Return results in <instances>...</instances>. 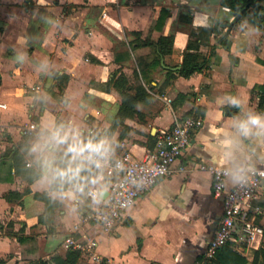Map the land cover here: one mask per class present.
<instances>
[{"label": "crops", "instance_id": "0c3cea01", "mask_svg": "<svg viewBox=\"0 0 264 264\" xmlns=\"http://www.w3.org/2000/svg\"><path fill=\"white\" fill-rule=\"evenodd\" d=\"M0 1L14 4L13 12L0 10V103L6 104L0 106V264H31L65 255L71 235L84 242L94 237L101 257L97 261L82 251L77 264H206L205 253L224 204L223 196L213 191V156L241 113H228L225 106L231 97H239L245 111L264 112V100L259 106L264 94L257 88L264 84V30L251 20L252 11L228 34L230 48L220 44L223 36L212 35L201 50L208 53L216 44L217 54L204 71L184 77L178 71L189 42L197 39L193 30L219 17L233 19L220 0ZM181 15L188 19L183 21ZM161 35H174L171 52L162 54L143 43ZM230 55L238 61L232 63ZM168 71L176 76L166 83ZM120 75L129 86L143 85L154 99L137 106L142 118L128 116L110 134L107 129L122 103L113 84ZM36 95L44 97V106L37 104ZM196 106L205 108L204 124L193 133L174 172L128 207L111 232L84 220L93 201L85 195L75 201L53 196L56 190L42 184L40 177L28 182L17 173L9 155L26 140L25 167L41 171L30 154L41 126L71 122L85 133L98 131L112 138L115 154L128 151L143 158L156 141L151 135L157 136ZM33 117L37 128L30 130ZM248 151L249 159L257 162L258 146ZM27 187L32 192L21 200L4 196ZM34 191H48L61 203L51 201L47 209ZM251 204L264 225V183ZM232 242L250 260V249L262 245L237 238Z\"/></svg>", "mask_w": 264, "mask_h": 264}, {"label": "built area", "instance_id": "2783aa9c", "mask_svg": "<svg viewBox=\"0 0 264 264\" xmlns=\"http://www.w3.org/2000/svg\"><path fill=\"white\" fill-rule=\"evenodd\" d=\"M5 105L0 103V106ZM203 124L201 116L182 117L158 133L154 148L145 157L137 158L128 151L115 154L111 167L105 171L108 194L99 203L91 204L85 211L84 220L96 223L104 232L113 231L123 221L128 207L174 172L175 162L191 144L193 133ZM36 128V122L29 125L30 130ZM257 167L264 171V166ZM263 183L264 176L256 175L246 188H228L224 170L218 166L213 168V191L215 195L223 196L224 204L223 214L205 253L206 259L213 258L219 248L236 238L253 246L262 243L264 225L252 212L251 201ZM85 197L92 201L91 196L85 194ZM256 210L259 209L256 207ZM85 240L75 239L72 235L66 239L70 247L81 249L100 261L101 257L95 251L97 240L94 237Z\"/></svg>", "mask_w": 264, "mask_h": 264}, {"label": "clouds", "instance_id": "9594fccd", "mask_svg": "<svg viewBox=\"0 0 264 264\" xmlns=\"http://www.w3.org/2000/svg\"><path fill=\"white\" fill-rule=\"evenodd\" d=\"M229 103L241 113L223 135L213 160L229 185L246 188L254 176H264L257 167V162L264 163V112L245 111L239 97ZM249 146H258L257 162L249 159ZM30 154L41 169L40 182L56 189L53 196L75 201L86 194L99 203L108 190L105 171L111 167L115 142L107 135L85 133L71 122L42 125Z\"/></svg>", "mask_w": 264, "mask_h": 264}, {"label": "trees", "instance_id": "16d2710c", "mask_svg": "<svg viewBox=\"0 0 264 264\" xmlns=\"http://www.w3.org/2000/svg\"><path fill=\"white\" fill-rule=\"evenodd\" d=\"M263 0H220L222 6H225L229 9L230 14L233 16V19L230 20L219 17L215 20L214 23L210 24V26H202L196 30H193V34L196 35L197 39L189 42L187 46V50L184 53L183 59L181 61V68L178 71L184 77H190L197 72L204 71L212 58L216 53V44H211L210 50L208 53H205L201 50L202 45H209L211 41L212 35H218V38L225 35L223 39H221L220 44L225 48H230L231 42L228 39V34L230 29L233 28L237 21L240 20L243 16L247 15L252 11L251 20L255 23L256 27L264 30V4ZM161 14L164 15L167 13L166 9H161ZM161 16V15H160ZM160 16L158 19H160ZM181 19L187 20L188 17L186 15H181ZM149 43L153 45V47L158 48L162 54H166L172 51V47L174 44V35H161L157 41H152L150 37L144 39L143 43ZM231 62L238 61V58L230 55ZM66 74L59 75L58 78H65ZM176 75L171 71H168V80ZM165 83V84H166ZM113 84L117 86L122 94V103L120 109L115 117L112 125L107 129V133L112 134L119 124H123V119L128 116L133 118H142L143 113L139 111L137 108L141 103L150 104L154 95L150 93L143 85L138 84L137 86H129L126 84V77L124 75H120L116 80L113 81ZM134 88V92H131V89ZM258 89H260L264 94V84L258 85ZM61 88V92H62ZM38 96V95H37ZM39 97V96H38ZM264 95L260 100V107H263ZM42 106L45 105V100L43 96H40V103ZM226 111L228 113L234 114L239 111L240 108L233 107L231 105L225 106ZM264 108V107H263ZM205 108L202 106H196L191 110L187 111L183 117L186 116H203ZM126 128L124 125L123 129ZM92 133H99L98 131H94ZM122 137V134H120ZM153 139L157 140V136L151 135ZM156 144H151V148H154ZM21 147V149H20ZM29 146L26 140L19 146L11 150L10 157L13 159V164L16 168V172L23 175L28 182H32L37 178L41 177V171L33 168V167H25L26 159L25 154L26 150H28ZM8 154V153H5ZM4 158V154L2 155ZM52 189H55L51 186ZM56 190V189H55ZM32 189L30 187L25 188L23 192L10 190L5 193V197L9 201L13 200H21L26 193H31ZM34 196L38 199L43 200L46 203V208L48 209L51 201L53 204H60L61 202L58 200H53L48 191H34ZM251 260L248 255L243 254L239 250L234 247L233 242H229L226 245L219 248L215 254V256L209 259L206 264H248L251 261V264H264V245H261L259 248H251ZM82 255V250L74 247H69L65 255L56 254L50 258H39L37 260L31 261V264H77L80 257Z\"/></svg>", "mask_w": 264, "mask_h": 264}, {"label": "rangeland", "instance_id": "374dc122", "mask_svg": "<svg viewBox=\"0 0 264 264\" xmlns=\"http://www.w3.org/2000/svg\"><path fill=\"white\" fill-rule=\"evenodd\" d=\"M9 9H8V8ZM0 10H2V11H10L11 10V12H13L14 11V4L12 3L11 5H7V4H3V3H1V1H0ZM249 15V14H248ZM239 21V20H238ZM237 21V22H238ZM231 30H232V28L230 29V32H231ZM229 32V33H230ZM33 91H35V89H33ZM53 98H55L56 100L58 99L57 98V96L55 97V94H54V96H53ZM35 100H36V102H37V104L38 103H40V97H38L37 95H36V97H35ZM58 101H59V99H58ZM33 116H35V115H33ZM32 121L34 122H36V119H35V117H33L32 118ZM247 245H249L248 243H247ZM262 245H264V242H262ZM252 252V250L250 249V253Z\"/></svg>", "mask_w": 264, "mask_h": 264}, {"label": "water", "instance_id": "95a60500", "mask_svg": "<svg viewBox=\"0 0 264 264\" xmlns=\"http://www.w3.org/2000/svg\"><path fill=\"white\" fill-rule=\"evenodd\" d=\"M224 36H225V35H223V37H224ZM107 194H108V191L105 192L103 198H105V197L107 196Z\"/></svg>", "mask_w": 264, "mask_h": 264}]
</instances>
